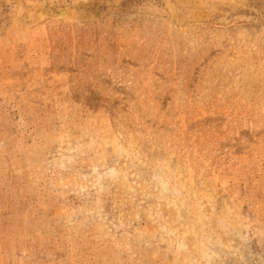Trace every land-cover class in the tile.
I'll use <instances>...</instances> for the list:
<instances>
[{"label": "rangeland", "instance_id": "obj_1", "mask_svg": "<svg viewBox=\"0 0 264 264\" xmlns=\"http://www.w3.org/2000/svg\"><path fill=\"white\" fill-rule=\"evenodd\" d=\"M0 264H264V0H0Z\"/></svg>", "mask_w": 264, "mask_h": 264}]
</instances>
